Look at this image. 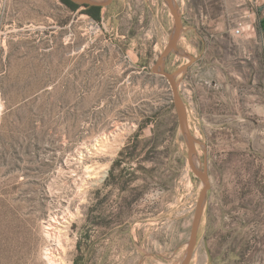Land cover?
Returning <instances> with one entry per match:
<instances>
[{"label":"rangeland","instance_id":"1","mask_svg":"<svg viewBox=\"0 0 264 264\" xmlns=\"http://www.w3.org/2000/svg\"><path fill=\"white\" fill-rule=\"evenodd\" d=\"M177 2L166 67L197 58L177 79L211 179L191 264H264V74L248 59L264 0ZM173 29L165 0H113L99 20L61 0H0V264H48V251L57 264H181L203 183L151 71Z\"/></svg>","mask_w":264,"mask_h":264},{"label":"water","instance_id":"2","mask_svg":"<svg viewBox=\"0 0 264 264\" xmlns=\"http://www.w3.org/2000/svg\"><path fill=\"white\" fill-rule=\"evenodd\" d=\"M77 4L86 6H108L112 3L113 0H71ZM174 20V29L171 37L169 38L165 48L161 52L157 61L151 68L152 73L155 75H160L167 79L171 86L172 99L174 101V105L177 112L178 122L180 126L181 133L187 143L188 147V163L193 173L201 179L203 186L201 188L198 201L196 204V209L194 213V218L191 226V233L188 242L187 252L182 260L181 264H191L192 258L196 251L198 241H199V231L200 226L203 220L205 205L208 197V193L211 189V179L209 173V160L208 157H205L204 165L200 166L196 163L197 159V145L205 144L199 140L190 128L189 123V115L187 104L184 100L183 94L178 85L177 75L183 71H185L189 66H191L197 58L194 56H190V61L179 67L175 71L167 70L166 63L168 57L178 50V44L181 38V34L183 31V19L180 14V7L177 0H165ZM204 247L209 257V260L212 261V253L210 250V246L208 243V239L204 240Z\"/></svg>","mask_w":264,"mask_h":264},{"label":"crops","instance_id":"3","mask_svg":"<svg viewBox=\"0 0 264 264\" xmlns=\"http://www.w3.org/2000/svg\"><path fill=\"white\" fill-rule=\"evenodd\" d=\"M256 21V20H254ZM259 21V19H258ZM258 21H256V30H257V39L259 40L256 43H259L260 48L258 50H254L250 52V56L248 57L249 63L251 65L252 71L255 73L261 72V74H264V33H260L258 30ZM255 37V36H252ZM255 82V80L253 81ZM253 97H257V95H253Z\"/></svg>","mask_w":264,"mask_h":264},{"label":"trees","instance_id":"4","mask_svg":"<svg viewBox=\"0 0 264 264\" xmlns=\"http://www.w3.org/2000/svg\"><path fill=\"white\" fill-rule=\"evenodd\" d=\"M65 5H67L72 10H75L79 8L80 4H77L71 0H61ZM104 6H92V5H86L85 9L86 11L91 14L95 19L99 20L101 18V10ZM258 30L260 33H264V17H260L258 21Z\"/></svg>","mask_w":264,"mask_h":264},{"label":"bare ground","instance_id":"5","mask_svg":"<svg viewBox=\"0 0 264 264\" xmlns=\"http://www.w3.org/2000/svg\"><path fill=\"white\" fill-rule=\"evenodd\" d=\"M196 163L199 164L198 161H197V159H196ZM47 236L49 237V239L52 242H54L55 244H57L58 247H61L62 242H63L62 239H61V237H58V236L53 237V234L51 232H49V230H47ZM46 258H47V260L49 262L48 264H57L56 259H55V255L53 254L52 251L51 252L50 251L47 252V257Z\"/></svg>","mask_w":264,"mask_h":264},{"label":"built area","instance_id":"6","mask_svg":"<svg viewBox=\"0 0 264 264\" xmlns=\"http://www.w3.org/2000/svg\"><path fill=\"white\" fill-rule=\"evenodd\" d=\"M235 32L237 35L241 34L243 32V28H237Z\"/></svg>","mask_w":264,"mask_h":264}]
</instances>
